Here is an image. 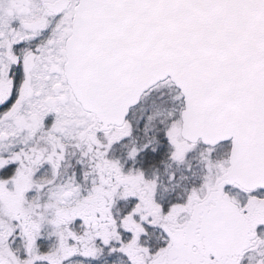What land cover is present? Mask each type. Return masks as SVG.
<instances>
[{
  "label": "snow or ice",
  "instance_id": "obj_1",
  "mask_svg": "<svg viewBox=\"0 0 264 264\" xmlns=\"http://www.w3.org/2000/svg\"><path fill=\"white\" fill-rule=\"evenodd\" d=\"M0 264H264V0H0Z\"/></svg>",
  "mask_w": 264,
  "mask_h": 264
}]
</instances>
